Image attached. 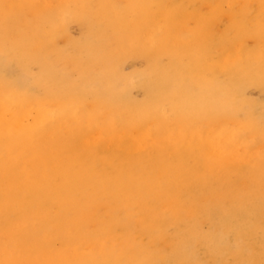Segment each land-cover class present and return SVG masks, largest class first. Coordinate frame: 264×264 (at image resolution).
<instances>
[{
	"label": "rangeland",
	"instance_id": "rangeland-1",
	"mask_svg": "<svg viewBox=\"0 0 264 264\" xmlns=\"http://www.w3.org/2000/svg\"><path fill=\"white\" fill-rule=\"evenodd\" d=\"M129 2L0 0V99L7 93L25 105L61 106L67 113L59 124L40 126L30 135L29 145L37 155L38 146L51 152L49 167L55 169V176L52 171L48 179L57 187L54 193L61 200L60 208L64 202L59 212L56 205H51L54 196H50L48 212L66 220L71 228L84 222L89 234L109 218L100 194L105 190L102 186L98 195L89 191L87 197L86 191L83 195L71 188L69 197L60 190L58 161L72 156L93 171L97 164L100 175L110 172L112 180L121 178L129 186L132 183L131 190L149 181L153 184L152 196L161 205H171L178 230L190 242L191 256L187 262L185 258L176 260L171 236H166L149 243L151 254L160 264H264V27L254 28V9L245 8L243 0H235L230 8L207 0ZM116 9L119 13H114ZM237 24L242 28L238 34L234 30ZM179 59L203 80L215 77L227 85L229 76L238 79L241 88L232 90L226 104L220 100L221 114L228 104L255 138L259 150L253 153L251 169L209 157L198 141L189 143L179 135L199 131L209 122L210 106L200 115L189 110V121L180 115L165 116L166 101L141 118L132 117L131 109L123 112L124 105L116 108L106 104L115 78L130 80L137 76L128 89L130 103L132 107L147 106L143 85L152 81L151 94H157L162 89L157 87V78L165 82L166 72ZM143 77L147 79L142 81ZM83 111L89 114L87 120L80 116ZM226 116L223 113L224 119ZM247 122H252V128ZM102 129L107 136H116L102 140ZM149 130L151 137L139 147V134ZM172 133L177 135L174 143ZM130 207L117 213V221L125 226L136 213ZM229 221L236 227L251 222L253 228L246 235L237 231L240 236L229 235L231 244L237 241L243 252L240 256L224 255L221 247L213 257L202 239L211 238L215 232L218 237L222 225ZM3 223L0 215V234L15 227ZM191 229L198 235L186 233ZM123 233L125 230L116 227L109 234L111 254L127 247ZM135 234L136 241L150 242L139 238L137 230ZM234 236L241 238L235 240ZM54 250L61 251L62 246L56 244ZM20 253L22 259L29 258L25 251Z\"/></svg>",
	"mask_w": 264,
	"mask_h": 264
},
{
	"label": "bare ground",
	"instance_id": "bare-ground-1",
	"mask_svg": "<svg viewBox=\"0 0 264 264\" xmlns=\"http://www.w3.org/2000/svg\"><path fill=\"white\" fill-rule=\"evenodd\" d=\"M133 1L130 0V5L133 4ZM208 1H217L218 5L225 6L224 8H230L235 3V0ZM243 1H245V8L254 9L256 16L254 28L259 30V27H264V0ZM66 7L64 6V8ZM117 10L119 9L114 10V13L118 12ZM67 21L69 22L68 19ZM241 29L239 24L234 27L237 34ZM180 62L181 59L174 64V68L169 73L166 72L165 82H163L164 78H157V87L162 89L158 90L154 96L151 94L154 86H152V81L143 85V94L147 100L145 102H149L147 106L134 104L132 107L133 104L130 103L132 99L128 89L131 87L130 83L137 81V76L130 80L125 79L124 76L115 78V81L110 84V96L106 98V104L114 105L116 108L124 105L123 112L127 113L131 109L132 117L141 118L152 113L158 103L166 101L163 113L165 116L168 114L176 117L180 115L183 118L188 117L189 121L192 119L189 116V110H195L196 114L200 115L210 106L208 111L212 116L209 122L207 121L199 131L194 133L191 131L189 134L180 132L179 135L189 143L194 140L198 141L197 144L209 157L223 158L228 164L245 165L251 169L253 153L259 150L255 147V138L251 132L249 133V129L241 124L236 111L229 110L228 104L225 105L223 112L227 115L226 119H224L223 113L221 114L223 104L220 105V100L223 102L224 99L226 104L227 99H230L231 93H233L232 90L241 88L238 79L229 76L227 85L220 84L215 80V77L213 80H203V77H200L201 74H193L186 69V64L182 65ZM145 79L147 78L143 77L142 81ZM27 88L31 87L27 86ZM21 102L7 93H4L0 99V215L4 219V226L9 227L12 224L15 226L12 231L8 229L0 234V264H42L43 261L40 259H43L45 264H149L153 261V264H160L161 261L151 254L152 247L149 243L163 240L166 236H171L175 246L174 257L176 260L185 258L187 262L190 259V242L186 241L187 238L184 237V239L178 230L179 227L174 219L171 205H161L150 193L153 184L149 181L148 183L144 182L141 187L131 190L132 183L129 186L130 184L121 178L112 180L110 172L109 175H100L95 163L93 171V168L78 164L75 157L72 156L66 160L58 161L60 166L56 167L58 171L56 176L60 180L59 188L65 196L71 197V188H74L80 190L83 195L86 191L85 196L87 197L89 191L92 195H98L102 186L105 190H100V194L103 195L101 198L105 202V209L108 208L109 218L103 219L98 224L96 231L89 234L84 222L71 228L66 220L59 219V216H52L53 214L48 212L47 206L56 205L60 212V209L64 207V202L60 208L61 200L58 195L56 198V193H54V191L57 192V187L55 188L48 179V176L51 177L52 171L55 176V169L52 170L49 167L51 152L48 153V149L45 150L38 146L37 152L40 155H37L29 145L32 140L30 135L36 132L40 126L59 124L67 113L64 114L61 106L55 108L39 104L25 105ZM83 112L80 116L83 120H87L89 114L86 111ZM75 120L77 119L75 118ZM251 123L249 124L252 128ZM102 130L99 134L102 140L109 136H116L115 133L107 136V131ZM176 136L172 133V143ZM150 137V130L139 134L138 146L142 147L144 140ZM53 156H55V152ZM7 170L11 171L10 174L6 173ZM50 196H54L51 205L48 203ZM130 205L132 206L130 211L135 210L136 213L135 216L131 214L128 225L125 226L122 221H117V213L120 209L124 210ZM172 226L174 227L173 232L169 235ZM116 227L125 230L126 233H123L122 238L128 244L125 250L120 253L117 251L113 255L108 248V240L109 234ZM235 227L236 224L233 225L231 221L226 222L222 225L223 229L219 230L218 237L215 236L217 235L215 232L211 238L202 239L207 252L215 257L222 247L224 255L240 256L241 251L243 252L242 246L237 244V241L235 244H231L229 235L231 233H235V236L246 235L253 227L250 221L241 227ZM135 230H137L139 238L144 237L146 241L150 240V242L144 244L133 239L136 235ZM132 231L134 232L132 233ZM187 232L192 236L198 235L194 229L186 230ZM240 238L235 240H240ZM56 244L62 246L61 251L54 250ZM20 250L25 251L29 258L22 259ZM70 250L71 253L68 255ZM130 251H132L131 254L128 253ZM125 254H127L126 257Z\"/></svg>",
	"mask_w": 264,
	"mask_h": 264
}]
</instances>
